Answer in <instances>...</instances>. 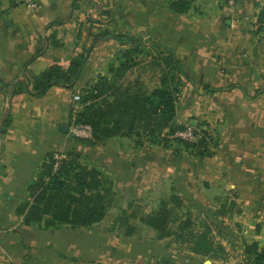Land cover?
Wrapping results in <instances>:
<instances>
[{
    "label": "crops",
    "instance_id": "0c3cea01",
    "mask_svg": "<svg viewBox=\"0 0 264 264\" xmlns=\"http://www.w3.org/2000/svg\"><path fill=\"white\" fill-rule=\"evenodd\" d=\"M33 1L29 9L0 0V127L8 113L11 118L0 134V264H126L124 255L138 245L110 240L98 225L128 199L134 200L128 206H141L144 189L158 196L162 183L183 205L206 207L205 223H216L224 247L264 245V31L255 24L264 0H237L233 10L223 0ZM104 31L110 34L92 44L71 85L33 94L27 82L54 63L66 69ZM131 45L177 60L175 123L188 119L208 130L209 156L197 157L173 140L136 147L132 137L116 135L89 145L62 131L77 105L73 96L98 76L110 77L109 67ZM128 72L123 84L138 81ZM73 151L89 155L92 165H83L113 181L114 200L103 220L79 228L24 224L17 207L32 200L28 183L50 155Z\"/></svg>",
    "mask_w": 264,
    "mask_h": 264
},
{
    "label": "trees",
    "instance_id": "16d2710c",
    "mask_svg": "<svg viewBox=\"0 0 264 264\" xmlns=\"http://www.w3.org/2000/svg\"><path fill=\"white\" fill-rule=\"evenodd\" d=\"M103 13L108 15L106 11ZM255 24L258 32L264 31V5L258 8ZM108 34L110 33L104 31L93 36L88 49L75 54L66 69L54 63L35 75L31 83L27 82L31 84L33 94L41 95L52 85H71L92 44L99 37ZM112 36L119 40L125 35ZM127 39L132 42V38ZM142 51L139 45H131L122 50L117 57V64L108 69L111 76H98L95 83L80 94L81 108L75 115V121L92 127L93 140H77L95 145L120 135L132 137L136 147L143 146L145 142L166 146L173 140L194 151L197 157L209 156L210 146L214 143L208 130L192 125L202 132V136L193 143L172 137L175 131L184 128L183 124L175 123L182 73L172 54L163 58L164 70L158 87L144 91L138 81L123 84L126 72L137 64L135 57ZM20 90L21 88L18 89ZM14 92L15 90L12 93ZM10 124L8 113L0 127L1 135L7 132ZM64 154L65 159L56 171L52 170L54 155H50L35 178L28 183L26 188L32 200L17 207V212L23 215L24 224H40L42 221L45 228L63 224L74 228L87 227L101 222L112 206L115 196L112 179L94 167L79 163L76 152ZM171 190L168 198L159 200L157 207L149 212L138 214V206H133L129 212L121 209L113 224L124 226L125 235L131 236L135 227L129 220L137 219L139 223L155 231V239L171 238L173 242L186 244L188 250L196 255L225 260L226 249L214 240L210 226L202 222L200 229L194 230L192 219L182 212V200ZM242 254L243 264H264V245L244 241ZM156 264L172 262L162 256Z\"/></svg>",
    "mask_w": 264,
    "mask_h": 264
},
{
    "label": "rangeland",
    "instance_id": "374dc122",
    "mask_svg": "<svg viewBox=\"0 0 264 264\" xmlns=\"http://www.w3.org/2000/svg\"><path fill=\"white\" fill-rule=\"evenodd\" d=\"M142 50V53L136 55L135 60L137 61V64L129 69L130 72L127 73V76L129 79L137 78L140 87L142 85V87H144L146 90H150L158 84L159 75L163 70L161 65L163 56L161 52L153 50L151 48H142ZM187 121L184 124H188ZM126 143L131 147L130 149L135 150L132 147V143H129L128 141H126ZM126 143L124 144L127 145ZM83 156L84 157H79L77 161L81 164L91 166V157L89 155ZM161 188L162 191H160L158 196L157 192H154L152 195H146L147 191L144 189V194L143 192L142 194L145 198L141 201V206L137 207L138 214L140 212H149L155 209L158 205L159 199L168 198L171 192L168 184H166V186H163L162 183ZM142 194L138 193L136 198L139 199ZM131 196L134 197L133 195ZM131 201L134 200L128 199L127 203H121V207L111 209L110 212L106 215L104 221L98 225L104 233L110 236V240H112L114 237L117 238L116 240H118V242L127 241L131 243V245H138L137 247H133L132 251L129 254L124 255L126 257V259L124 260L127 261L126 264H156L157 260L162 256L169 258L172 264H202L205 260H209L210 264H243L244 257L241 252L242 247L239 243L231 246L226 244L225 248H227V258L225 260H221L207 259L205 257L196 255L188 250L186 244L173 242L171 238H164L161 240L155 239V231L139 223L137 219L129 220V223L134 225L135 227L134 234L132 236L125 235L124 226L113 224V220L120 213L121 209L126 208V211L129 212L133 209V206H137H128V202ZM204 209H206V207L203 206H187L185 204L183 206L182 212L186 213V215L192 219V228L194 230L200 229L201 223L209 220L208 217L205 216ZM208 223L210 224V227L213 231L214 240L217 242H221L220 236L218 234V226L216 225V223ZM139 247L141 248V250H139ZM125 252L126 251L122 253ZM117 260L120 261L119 259Z\"/></svg>",
    "mask_w": 264,
    "mask_h": 264
},
{
    "label": "built area",
    "instance_id": "2783aa9c",
    "mask_svg": "<svg viewBox=\"0 0 264 264\" xmlns=\"http://www.w3.org/2000/svg\"><path fill=\"white\" fill-rule=\"evenodd\" d=\"M10 1L18 3V4H22L29 9H33L36 5L33 0H10ZM236 1L237 0H223L225 5L230 10H233V8L235 7ZM79 98H80L79 94H75L73 96V99L76 101L77 105L72 109L70 119H69L68 130L75 139L93 140L92 127L87 123L75 121V115L78 113V111L81 108V104L79 103ZM183 126L184 128L175 131L172 137L180 138L183 141L188 142V143H193V142H196V140L202 136V132L198 128H194L190 124H183ZM64 159H65L64 153L62 152L55 153L53 156L52 170L56 171L60 167Z\"/></svg>",
    "mask_w": 264,
    "mask_h": 264
},
{
    "label": "water",
    "instance_id": "95a60500",
    "mask_svg": "<svg viewBox=\"0 0 264 264\" xmlns=\"http://www.w3.org/2000/svg\"><path fill=\"white\" fill-rule=\"evenodd\" d=\"M62 131H67L68 130V126L67 125H63L61 127ZM202 264H210V261L209 260H205Z\"/></svg>",
    "mask_w": 264,
    "mask_h": 264
}]
</instances>
